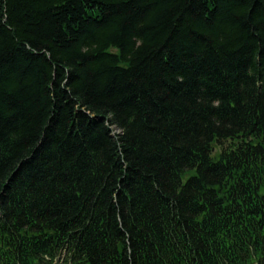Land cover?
Wrapping results in <instances>:
<instances>
[{
    "label": "trees",
    "instance_id": "1",
    "mask_svg": "<svg viewBox=\"0 0 264 264\" xmlns=\"http://www.w3.org/2000/svg\"><path fill=\"white\" fill-rule=\"evenodd\" d=\"M60 253L262 257L264 0H0V264Z\"/></svg>",
    "mask_w": 264,
    "mask_h": 264
}]
</instances>
